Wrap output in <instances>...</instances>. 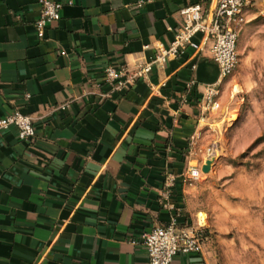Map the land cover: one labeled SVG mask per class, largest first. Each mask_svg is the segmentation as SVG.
<instances>
[{"label":"crops","instance_id":"1","mask_svg":"<svg viewBox=\"0 0 264 264\" xmlns=\"http://www.w3.org/2000/svg\"><path fill=\"white\" fill-rule=\"evenodd\" d=\"M55 1L61 18L41 40L38 0H0V117L20 110L36 129L31 141L0 131V264H148L142 236L170 219L165 172L194 161L190 141L204 127L187 83H213L219 67L187 53L122 91L104 71L150 59L183 7L210 0ZM199 182L180 177L174 198L181 224L208 236V214L192 204ZM207 240L174 264H217Z\"/></svg>","mask_w":264,"mask_h":264},{"label":"rangeland","instance_id":"2","mask_svg":"<svg viewBox=\"0 0 264 264\" xmlns=\"http://www.w3.org/2000/svg\"><path fill=\"white\" fill-rule=\"evenodd\" d=\"M238 51L222 108L202 134L200 147L216 143L218 154L192 204L208 214L217 264H264V0L247 8Z\"/></svg>","mask_w":264,"mask_h":264},{"label":"built area","instance_id":"3","mask_svg":"<svg viewBox=\"0 0 264 264\" xmlns=\"http://www.w3.org/2000/svg\"><path fill=\"white\" fill-rule=\"evenodd\" d=\"M251 2L252 0H210L208 6L200 3L187 5L180 10L182 20L175 28L173 39L167 45H156L154 56L139 63L134 69H117L112 65L105 68L106 81L114 91H122L137 79H148L155 68H165L169 60L187 53H190V60L205 53L219 67V77L215 82L200 84L192 79L187 83L189 91L194 87L198 89L199 121L203 122L204 127L190 141L189 154L195 156L196 163L190 162L180 174L170 170L165 172L159 202L163 209L169 211L170 219L142 236L148 253V264H174L178 255L202 251L204 241L208 238L201 226L181 224L182 207L174 197L180 177L189 186L198 182L203 176V165L208 160H215L218 154L216 143L202 149L198 141L202 138L204 129L215 124L213 114L222 108L224 85L239 64L238 41ZM38 3L40 12L35 28L38 38L44 40L50 24L61 18L64 5L55 0H38ZM150 47V44L145 45L146 49ZM191 67L196 69V63ZM66 107L67 104H63L56 108ZM11 127L16 129L21 140L31 141L36 136L33 117L20 110L0 117V131ZM200 153L202 157L199 156Z\"/></svg>","mask_w":264,"mask_h":264},{"label":"water","instance_id":"4","mask_svg":"<svg viewBox=\"0 0 264 264\" xmlns=\"http://www.w3.org/2000/svg\"><path fill=\"white\" fill-rule=\"evenodd\" d=\"M213 161H214V160H208V161L206 162V164L203 165V167H202V171H203L204 173H207V172L210 171V169H211V164L213 163Z\"/></svg>","mask_w":264,"mask_h":264}]
</instances>
